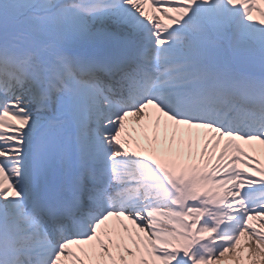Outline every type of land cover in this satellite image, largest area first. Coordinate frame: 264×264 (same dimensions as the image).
<instances>
[{
    "label": "snow or ice",
    "instance_id": "obj_1",
    "mask_svg": "<svg viewBox=\"0 0 264 264\" xmlns=\"http://www.w3.org/2000/svg\"><path fill=\"white\" fill-rule=\"evenodd\" d=\"M0 264H264V0H0Z\"/></svg>",
    "mask_w": 264,
    "mask_h": 264
}]
</instances>
